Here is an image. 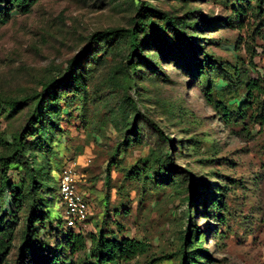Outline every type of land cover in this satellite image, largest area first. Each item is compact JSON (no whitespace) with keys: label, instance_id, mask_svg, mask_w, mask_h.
Segmentation results:
<instances>
[{"label":"rangeland","instance_id":"obj_1","mask_svg":"<svg viewBox=\"0 0 264 264\" xmlns=\"http://www.w3.org/2000/svg\"><path fill=\"white\" fill-rule=\"evenodd\" d=\"M143 1L178 17L194 45L149 19L153 36L142 55L152 64L134 73L123 35L86 61L84 85L58 91L53 118L27 139L39 181L52 187V200L44 201L52 218L35 226L30 243L69 256L59 182L72 166L92 205L85 235L148 243L146 253L120 264H179L189 227L192 264H264V126L243 107L247 83L264 84V0H38L28 12L2 3L0 97L41 93L95 32L134 27ZM34 106L29 100L0 114V138L11 143ZM166 153L174 166L158 171ZM27 171L10 170L8 181L26 189ZM191 185L194 207L185 199ZM0 189V218L15 224L4 264H14L28 236L31 197L25 190L18 209L15 191ZM88 243L71 255L75 264L86 260Z\"/></svg>","mask_w":264,"mask_h":264},{"label":"trees","instance_id":"obj_2","mask_svg":"<svg viewBox=\"0 0 264 264\" xmlns=\"http://www.w3.org/2000/svg\"><path fill=\"white\" fill-rule=\"evenodd\" d=\"M37 1L38 0H0V4L4 3L7 10L16 6L22 8L24 12H28ZM149 19H156L157 21L164 22L166 27L173 31L177 38L185 39L187 42L194 45L195 38L186 36L185 27L178 21V17L160 10L148 1H143L138 8L137 16L134 17V23L136 24L134 27L128 29L110 28L95 32L90 37L87 46L70 59L67 67L63 71V75L58 78H53L48 83L44 84L41 93L20 99H4L0 97V114L11 109H16L26 104L29 100H35L33 115L20 132H16L12 135L11 143L6 139L0 138V187L2 188L4 185H8L9 188L12 189V192L15 191L13 199L15 207L18 209H21L24 203L25 190L29 191L31 197V213L28 217V226L26 229L28 236L14 264H75L71 255H74L78 251L86 250L88 248V242L91 244L89 249L90 253L81 264H115L116 262L120 264L147 252L148 243L135 238L124 237L122 240H118L108 238L103 235V233L100 234V237H95L93 235H85L83 232L78 233L70 229H67V233L61 236V243L68 249L69 256H64L62 251L59 252L57 250L53 252H40L35 250L30 243L32 240L30 237L35 236L34 230L37 224H43L48 216L52 218L50 205H45L44 203V201L48 203V201L52 200V195L49 193L52 187L45 183L46 191L44 193L43 186L45 184L39 181L38 177L40 169L38 170L37 167L35 168L34 165H31L33 164L31 158L33 151L27 139L34 135L33 128L38 124H44L47 116L52 117L51 103L53 100L58 99V91H70L74 85H84V73L88 70L85 65L86 61L92 56L93 60H98L96 54L99 53L103 47H111L121 36H128L129 66L134 73L140 72L139 66L142 63L147 65L152 64L146 56L142 55L146 50L144 44L147 41V44L150 45L152 41L151 37L153 36V34L149 33L148 27L146 26ZM143 34H145L144 37H142ZM134 56H136V58ZM208 60L214 59L208 56ZM246 93L243 107L248 108L251 106L254 112H256V119H258L261 126H264V102L261 100L262 96H264V84L261 83V79L250 80L246 85ZM132 105L136 110L137 106L134 102ZM130 128L134 130L135 124L131 123ZM155 128H157L162 138H168L158 127ZM7 146H9V152L5 154L3 148H8ZM159 165L158 171H169V168L174 166L172 155L166 153ZM23 167H25L26 170H28L27 173L31 175V181L24 190L23 187L21 188L15 185L13 181H8V173L10 170H14V172H18V175H20L19 169ZM13 187H15V190ZM1 190L2 189H0V191ZM188 191L190 194L186 195L185 199L189 202L190 207H194L197 202L196 187L191 185ZM15 218H17V215H15ZM2 222L3 219L0 218V264H4L8 254L11 252L15 238L14 222ZM58 222H62V220H58ZM191 237L192 229L189 227L186 233L181 237L182 258L179 264H192L194 261V257H189L190 250L188 248Z\"/></svg>","mask_w":264,"mask_h":264},{"label":"built area","instance_id":"obj_3","mask_svg":"<svg viewBox=\"0 0 264 264\" xmlns=\"http://www.w3.org/2000/svg\"><path fill=\"white\" fill-rule=\"evenodd\" d=\"M59 190L65 205L66 228L85 233L92 214V205L87 192L80 189V178L76 168L67 166L64 169Z\"/></svg>","mask_w":264,"mask_h":264}]
</instances>
